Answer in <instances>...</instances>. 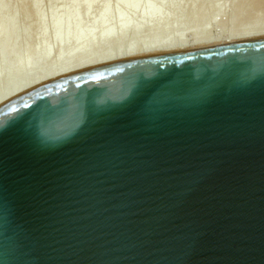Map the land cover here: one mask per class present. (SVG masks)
Returning a JSON list of instances; mask_svg holds the SVG:
<instances>
[{
    "label": "water",
    "instance_id": "obj_1",
    "mask_svg": "<svg viewBox=\"0 0 264 264\" xmlns=\"http://www.w3.org/2000/svg\"><path fill=\"white\" fill-rule=\"evenodd\" d=\"M119 20L56 38L79 44L56 63L146 25ZM0 264H264V40L111 63L1 106Z\"/></svg>",
    "mask_w": 264,
    "mask_h": 264
},
{
    "label": "bare ground",
    "instance_id": "obj_2",
    "mask_svg": "<svg viewBox=\"0 0 264 264\" xmlns=\"http://www.w3.org/2000/svg\"><path fill=\"white\" fill-rule=\"evenodd\" d=\"M25 1L17 0V4L20 5L19 11L13 10L14 14L12 12L7 19L0 21V72L4 71L6 67L17 65L27 57L34 58L38 50H48L51 57L45 63L39 64L38 69L33 74L14 80L11 84L2 83L0 87V107L16 97L49 82L111 63L140 57L207 50L264 40V16H256L255 12L254 15L251 13L252 17L248 16V22L245 26L242 24L243 27L239 29L235 27L236 29L221 36V31H226L225 26L228 25L224 24L223 28L222 26H220L221 29L219 28L221 30H219V35L216 34V36L213 33V29L219 27L216 18L220 13L222 14V11L224 12L229 8L233 11L236 7L238 12H234V15L236 16L238 13L242 16V10H245L244 7H246L245 1L248 0H190L189 2H183V0H63L60 8L51 7L47 10L43 6L39 7L41 0H32L33 4L36 5L33 11L24 10V7H26L24 6ZM259 1L253 0L250 3L253 2L255 9L256 7L258 9V6L261 5V2L258 4ZM101 2L104 6L92 18L91 25L85 29L81 28L82 21L88 19L93 12L92 9ZM112 4L113 10L111 12L110 5ZM243 4L244 6H242ZM253 4H251L252 7H254ZM9 5L8 2L6 10L11 7ZM5 6L6 1L0 0V13L5 9ZM114 6L117 7V11L114 10ZM247 6L249 7V5ZM149 8H152L158 14L148 16L147 11ZM261 10L257 12V15L261 13ZM262 12L264 14V10ZM28 14L34 15L33 17L38 23V26L35 25L37 30L33 36L39 40L32 42L33 44L28 46L24 52L15 53L17 47L19 49L23 48L33 38L31 31L35 28L31 29L29 25L23 28L19 27L21 22L29 19L27 18ZM223 14L225 15V12ZM228 14L230 15V11ZM238 14L236 17L233 16L237 20ZM222 15L219 16V19ZM119 17L123 18L124 23H130L133 26L139 25L141 22L146 25L138 35L129 31L125 39L121 41L113 40L107 47H99L89 54L70 61L56 63V57L60 54V50L66 52L79 47V44H71L67 48H60L58 44L55 45L54 43L56 38H75L80 35L96 36L105 31L115 32L122 24ZM233 17L231 16V19H228L230 20L229 24H231V20L233 22L236 20L232 19ZM45 19H47L46 23ZM240 20L242 21V19H239L237 26H241ZM57 21L62 23L56 25ZM223 22L225 21L223 20ZM228 30H230V27ZM15 54L19 55L14 56Z\"/></svg>",
    "mask_w": 264,
    "mask_h": 264
},
{
    "label": "rangeland",
    "instance_id": "obj_3",
    "mask_svg": "<svg viewBox=\"0 0 264 264\" xmlns=\"http://www.w3.org/2000/svg\"><path fill=\"white\" fill-rule=\"evenodd\" d=\"M6 1V6L4 7L5 9L4 10H2V12L0 13V21L2 20V19H7V17H9L11 14H12V12H13V10L15 11H19V9H20V5L19 4H17V0H5ZM190 0H183V2H189ZM251 1H253V0H248L247 2L245 1V6L246 7H244V9L245 10H242L243 11V14H242V16H241V14L239 15L238 13V20L239 19H242V21L240 20V22L239 23H241V26H237V23H238V20H237V18H234V17H236L237 16V14H236V16L234 15V12H236L238 9L235 7L234 9H233V11L232 10H230V8L229 9H226V11H224L225 12V15H226V17H225V15L223 14L224 12L222 11V14L224 15V17H223V15L220 13L219 15H218V18H216V20H217V22H218V25H219V27H218V29H217V27H216V29L214 28L213 29V33H215V35L217 34V35H219V33H220V29H221V27L220 26H222V28H223V25L225 24H228V25H226L225 26V28H226V31H221V36H223V35H225V34H228L229 32L228 31H231V30H234V29H236V28H241V27H243V26H245V24H246V22H248V18L251 16L252 17V15H254L255 13H256V16H260V17H262V16H264V14H263V10H264V0H258L259 2H258V4L261 2V5H259L258 6V9L259 8H263L262 10H261V13L263 14V15H259V14H261V13H258V15H257V12H260V10H258L257 9V7H256V9H257V12H256V9H255V5L253 4V2L252 3H250ZM8 2H9V6H11L10 8H8L7 10H6V7H8ZM61 2H63V0H41V2H40V4H39V7H44V9L45 10H47V9H50L51 7H54V8H60V5H62V3ZM41 3H42V5H41ZM110 3H113V2H110ZM103 3L101 2V3H99V5L98 6H96L94 9H92L93 10V12H92V14H91V16L88 18V19H86L85 21H82V25H80V27L81 28H83V29H85V28H87V26H89V25H91V21L93 20L92 18L93 17H95L97 14H98V12H99V10L102 8V6H104V5H102ZM244 4L242 5V6H244ZM251 4H253L254 5V7H252V5ZM247 5H249V7L247 6ZM24 6H26V7H24V10H26V11H33L36 7V5H34L33 4V1L32 0H26L25 2H24ZM69 6V5H68ZM67 6V7H68ZM110 7H111V12H112V10H113V4L112 5H110ZM70 8V7H69ZM233 8V7H232ZM231 8V9H232ZM254 8V9H253ZM236 9V10H235ZM242 9H243V7H242ZM114 10L115 11H117V7L116 6H114ZM255 10V11H254ZM229 11H230V15L228 14L229 13ZM253 11V12H252ZM238 12V11H237ZM255 12V13H254ZM232 13H233V15H232ZM241 13V12H240ZM245 13V14H244ZM251 13H253L252 15H251ZM13 14H14V12H13ZM249 14V15H248ZM220 15H222L221 16V19H219L220 17ZM230 16V18H229V16ZM13 16V15H12ZM11 16V17H12ZM34 16V15H33ZM32 15H27V18H29V19H27V20H25L24 22H21L20 24H19V27H21V28H23V27H25V26H27V25H29L30 26V28L31 29H33V28H35V29H33V31H31L32 32V35L31 36H33V34H34V32L37 30V27L36 26H38V23H36V21H35V18L33 17ZM231 16L233 17L232 19H236L234 22H233V20H231L232 22H230L231 24H229L228 22L230 21V20H228V19H231ZM240 16V17H239ZM246 16V17H245ZM249 16V17H248ZM36 17V16H35ZM228 17V18H227ZM244 17H245V19H244ZM23 19V18H22ZM225 21V22H227V23H225V22H223V20ZM219 20V21H218ZM221 20V21H220ZM245 20H247V21H245ZM237 21V22H236ZM47 22V19H45V23ZM223 22V24H221ZM236 22V23H235ZM44 23V24H45ZM233 23H234V25H233ZM242 24H244L243 26H242ZM36 25V26H35ZM217 25V26H218ZM240 25V24H239ZM39 26H40V24H39ZM232 26V27H231ZM41 27V26H40ZM215 27V26H214ZM229 27H230V30H228L229 29ZM234 27V28H233ZM236 27V28H235ZM220 28V29H219ZM30 30V29H29ZM82 30V29H81ZM220 30V31H219ZM223 30V29H222ZM217 31H218V33H217ZM225 32V33H224ZM223 33V34H222ZM216 35V36H217ZM218 37H220V36H218ZM31 38V37H30ZM39 39L36 37L35 38V36H33V38H31V40H29V44L28 45H25L23 48H20L19 49V47H17L16 49H15V53H22V52H24L27 48H28V46H30L31 44H33L35 41H38ZM33 42V43H32ZM17 55H19V54H15L14 56H17Z\"/></svg>",
    "mask_w": 264,
    "mask_h": 264
}]
</instances>
